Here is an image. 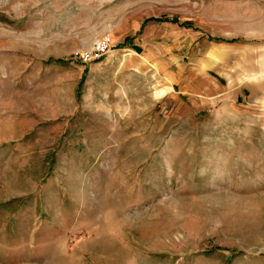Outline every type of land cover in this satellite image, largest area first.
I'll return each instance as SVG.
<instances>
[{"label": "rangeland", "instance_id": "374dc122", "mask_svg": "<svg viewBox=\"0 0 264 264\" xmlns=\"http://www.w3.org/2000/svg\"><path fill=\"white\" fill-rule=\"evenodd\" d=\"M246 12L0 0V264H264Z\"/></svg>", "mask_w": 264, "mask_h": 264}, {"label": "crops", "instance_id": "0c3cea01", "mask_svg": "<svg viewBox=\"0 0 264 264\" xmlns=\"http://www.w3.org/2000/svg\"><path fill=\"white\" fill-rule=\"evenodd\" d=\"M230 3H241L248 9L245 13V31L264 34V0H226Z\"/></svg>", "mask_w": 264, "mask_h": 264}, {"label": "built area", "instance_id": "2783aa9c", "mask_svg": "<svg viewBox=\"0 0 264 264\" xmlns=\"http://www.w3.org/2000/svg\"><path fill=\"white\" fill-rule=\"evenodd\" d=\"M99 46H100V44H99ZM100 47H101V46H100ZM100 47H99L100 51H101V50L104 51L105 47H101V48H100Z\"/></svg>", "mask_w": 264, "mask_h": 264}]
</instances>
